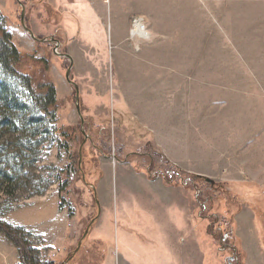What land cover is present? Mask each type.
Listing matches in <instances>:
<instances>
[{
	"label": "rangeland",
	"instance_id": "obj_1",
	"mask_svg": "<svg viewBox=\"0 0 264 264\" xmlns=\"http://www.w3.org/2000/svg\"><path fill=\"white\" fill-rule=\"evenodd\" d=\"M0 25L56 91L53 121L0 70V222L41 260L264 264V0H0Z\"/></svg>",
	"mask_w": 264,
	"mask_h": 264
},
{
	"label": "trees",
	"instance_id": "obj_2",
	"mask_svg": "<svg viewBox=\"0 0 264 264\" xmlns=\"http://www.w3.org/2000/svg\"><path fill=\"white\" fill-rule=\"evenodd\" d=\"M21 61L22 56L19 54L15 48L10 33L2 28L0 25V70L1 72L14 79H19L26 90L28 91L30 98L35 105L38 112L46 117L55 120V115L57 111L56 107V91L53 84L48 81H36L32 74L21 73ZM12 98L11 85L8 84V78L4 77L2 83L0 84V107L4 108L7 113L12 115V108L8 107V102ZM7 104V106H6ZM9 108V109H8ZM5 119V118H4ZM5 127H12V119L8 121ZM55 129H53V135L55 136ZM57 139V137H55ZM58 141V140H57ZM58 147H62L66 153L69 152L67 145L58 144ZM8 174L2 179V186L6 189L12 187V177ZM58 183L60 186V193L65 189L67 182L62 178H58ZM63 202V199H61ZM60 202V205H61ZM61 208V206H60ZM0 228L6 234V236L15 245L19 254V264H55L53 262H48L40 259L39 252L28 240L22 238L21 236H27L28 233H23V230L19 228H12L7 224L0 222ZM21 238H20V237Z\"/></svg>",
	"mask_w": 264,
	"mask_h": 264
},
{
	"label": "crops",
	"instance_id": "obj_3",
	"mask_svg": "<svg viewBox=\"0 0 264 264\" xmlns=\"http://www.w3.org/2000/svg\"><path fill=\"white\" fill-rule=\"evenodd\" d=\"M159 177V176H158ZM160 182V180H155L154 178H149L148 176H147V181H145L144 183L145 184H147V183H149V184H152V183H154V182ZM140 184V183H139ZM154 191L157 189L158 190V187L157 186H154ZM54 207L56 208V210H57V206H56V202L54 201ZM180 210V209H179ZM181 211V216L180 215H178V217L176 218V220L174 221L177 225H181V224H187V222H186V211H185V209L184 208H182V210H180ZM182 212L185 214L184 216L182 215ZM56 215V213H54V216ZM189 216H190V213H189ZM60 218H62V216H60ZM61 222H64V227H66V225H67V220H66V216L64 217V221H62V220H60ZM27 223V225H31V226H33L34 225V223H30V222H26ZM151 240H153V239H151ZM83 242V241H82ZM83 261V260H82ZM88 261V264L90 263V261L89 260H87ZM69 264H81V260H71L70 262H69Z\"/></svg>",
	"mask_w": 264,
	"mask_h": 264
},
{
	"label": "water",
	"instance_id": "obj_4",
	"mask_svg": "<svg viewBox=\"0 0 264 264\" xmlns=\"http://www.w3.org/2000/svg\"><path fill=\"white\" fill-rule=\"evenodd\" d=\"M15 1H17V0H15ZM21 13H22V14H21V20H22V17H23V8H22V12H21ZM63 57L67 58V59L70 61V63H71V59H70L69 56H67V55H63ZM70 68H71V64H70V66H69V68H68V70H67V72H66V80L68 81V83L72 84L73 87L75 88V90H76V101H77V100H78V92H77V88H76V86H75V85L69 80V78H68V74H69V72H70ZM88 231H89V228H87V229L84 231V233H83L81 239H80L79 242L77 243V246H76V249H75L74 253H76V252L78 251V249L80 248L81 243H82V240L86 237ZM70 258H71V257H69L68 259H70Z\"/></svg>",
	"mask_w": 264,
	"mask_h": 264
},
{
	"label": "bare ground",
	"instance_id": "obj_5",
	"mask_svg": "<svg viewBox=\"0 0 264 264\" xmlns=\"http://www.w3.org/2000/svg\"><path fill=\"white\" fill-rule=\"evenodd\" d=\"M145 24L137 19L133 25V31H132V36L135 37V36H139V38H147L148 37V33H146V27L144 26ZM148 39V38H147ZM146 39V40H147Z\"/></svg>",
	"mask_w": 264,
	"mask_h": 264
}]
</instances>
